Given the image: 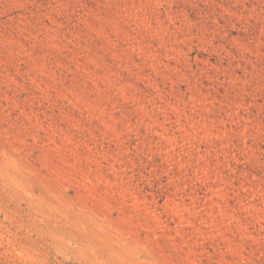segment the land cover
<instances>
[{
    "label": "rangeland",
    "instance_id": "374dc122",
    "mask_svg": "<svg viewBox=\"0 0 264 264\" xmlns=\"http://www.w3.org/2000/svg\"><path fill=\"white\" fill-rule=\"evenodd\" d=\"M0 264H264V0H0Z\"/></svg>",
    "mask_w": 264,
    "mask_h": 264
},
{
    "label": "bare ground",
    "instance_id": "6f19581e",
    "mask_svg": "<svg viewBox=\"0 0 264 264\" xmlns=\"http://www.w3.org/2000/svg\"><path fill=\"white\" fill-rule=\"evenodd\" d=\"M14 169V168H13Z\"/></svg>",
    "mask_w": 264,
    "mask_h": 264
}]
</instances>
